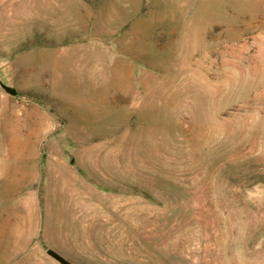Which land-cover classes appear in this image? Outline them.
<instances>
[{
	"label": "rangeland",
	"instance_id": "rangeland-1",
	"mask_svg": "<svg viewBox=\"0 0 264 264\" xmlns=\"http://www.w3.org/2000/svg\"><path fill=\"white\" fill-rule=\"evenodd\" d=\"M47 248L264 264V0H0V264Z\"/></svg>",
	"mask_w": 264,
	"mask_h": 264
},
{
	"label": "water",
	"instance_id": "water-1",
	"mask_svg": "<svg viewBox=\"0 0 264 264\" xmlns=\"http://www.w3.org/2000/svg\"><path fill=\"white\" fill-rule=\"evenodd\" d=\"M46 253L57 260L60 264H75L70 259H68L66 256H64L62 253H60L58 250L54 248H47Z\"/></svg>",
	"mask_w": 264,
	"mask_h": 264
},
{
	"label": "trees",
	"instance_id": "trees-1",
	"mask_svg": "<svg viewBox=\"0 0 264 264\" xmlns=\"http://www.w3.org/2000/svg\"><path fill=\"white\" fill-rule=\"evenodd\" d=\"M7 88H9V89H11V87L10 86H7V85H5Z\"/></svg>",
	"mask_w": 264,
	"mask_h": 264
}]
</instances>
